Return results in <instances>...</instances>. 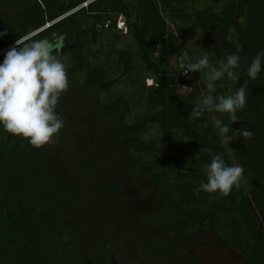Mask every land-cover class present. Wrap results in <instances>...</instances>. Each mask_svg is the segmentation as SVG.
Listing matches in <instances>:
<instances>
[{"label":"trees","instance_id":"16d2710c","mask_svg":"<svg viewBox=\"0 0 264 264\" xmlns=\"http://www.w3.org/2000/svg\"><path fill=\"white\" fill-rule=\"evenodd\" d=\"M206 1L0 0V32L8 30L0 36V63L17 39H63L69 88L60 99L74 113L109 122L130 172L155 188L163 205L156 219L165 232L157 243L163 264H264V60L257 79L247 76L264 51V0ZM121 16L127 32L117 27ZM217 37L240 56L241 76L225 75L214 90L205 86L207 95L244 86L246 106L233 124L228 114H214L233 130L229 136L236 129L253 133L229 141L249 191L240 181L226 197L197 191L214 156L235 164L212 113L191 116L203 99L194 73H170L174 55L194 63L207 54L218 67ZM206 72H198L204 85ZM176 78L194 91H180ZM45 148L0 125V264L106 263L104 238L80 207V186ZM91 183L93 197L119 204L118 182Z\"/></svg>","mask_w":264,"mask_h":264},{"label":"clouds","instance_id":"9594fccd","mask_svg":"<svg viewBox=\"0 0 264 264\" xmlns=\"http://www.w3.org/2000/svg\"><path fill=\"white\" fill-rule=\"evenodd\" d=\"M7 34V29L0 32V36ZM64 46L63 39L51 42L25 36L10 46L3 63H0V125L6 132L27 139L31 146L38 149L52 144L64 126L62 117L56 111L61 95L69 88L68 57L61 55ZM239 60L240 56L236 52L230 53L225 49L221 53L218 67L211 65L205 54L194 63L183 64L181 73L189 76L207 70L205 86L214 90L215 82L225 75L232 81H238L241 76ZM262 60L264 51L258 52L248 67L249 78L257 79L262 70ZM181 89L189 94L194 91L188 86H182ZM245 106L246 91L241 86L228 96H204L192 108L191 116L199 118L206 112L226 113L233 124L239 120L237 110ZM215 126L223 137L222 142H229L238 136L247 141L253 135L248 129H236L229 136L227 134L233 130L220 119L215 120ZM243 174L241 165L228 166L220 155H216L208 166L207 182H201L197 191L219 192L226 197L233 187L239 188Z\"/></svg>","mask_w":264,"mask_h":264},{"label":"rangeland","instance_id":"374dc122","mask_svg":"<svg viewBox=\"0 0 264 264\" xmlns=\"http://www.w3.org/2000/svg\"><path fill=\"white\" fill-rule=\"evenodd\" d=\"M200 2L207 3L206 0ZM162 11L171 24L169 15ZM215 40L221 53L225 49L233 53L231 45L226 44L222 38L217 37ZM180 45L182 53L187 51L183 42ZM179 63L176 55L170 58L171 75L179 71ZM194 77L204 98L207 91L203 80L198 72L194 73ZM56 111L62 117L64 126L54 137V142L45 145V149L52 158L63 162L68 176L80 186V207L88 215L86 218L97 225L98 234L104 238L103 245L109 252L107 257H103L107 260L104 264H163L164 258L157 251V243L165 240V232L156 221L163 205L155 188L136 172H130V160L117 143L109 122L95 113L72 112L62 98ZM211 113L216 120L214 112ZM224 143L237 165L238 161L229 142ZM69 158L74 162L70 163ZM93 177L99 181L118 182L121 195L118 205L112 202V197L107 202L109 196L93 197ZM241 181L249 191L244 174Z\"/></svg>","mask_w":264,"mask_h":264},{"label":"built area","instance_id":"2783aa9c","mask_svg":"<svg viewBox=\"0 0 264 264\" xmlns=\"http://www.w3.org/2000/svg\"><path fill=\"white\" fill-rule=\"evenodd\" d=\"M117 27H118V29L121 32H127L126 20L124 19L123 16L119 17L118 22H117ZM185 60L189 63V61L186 58H184V59L179 58V62H180L179 65L181 64V66H182L183 64H186ZM181 66L179 67L178 73H176L175 75L177 76L178 74H180L181 77L188 78V76H185V75H183L181 73L182 70H183ZM175 82H176L177 86L180 88V91L182 90L181 89L182 86H188V85L181 84L180 80L177 79V78L175 79ZM149 83H150V85H153L154 84V81L152 79H150L149 80ZM188 87H190V86H188Z\"/></svg>","mask_w":264,"mask_h":264}]
</instances>
